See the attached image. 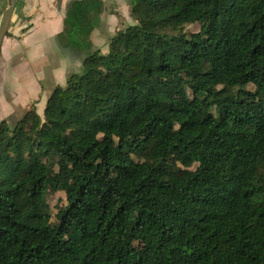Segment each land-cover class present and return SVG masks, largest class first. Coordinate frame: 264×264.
Returning a JSON list of instances; mask_svg holds the SVG:
<instances>
[{"label":"trees","instance_id":"trees-1","mask_svg":"<svg viewBox=\"0 0 264 264\" xmlns=\"http://www.w3.org/2000/svg\"><path fill=\"white\" fill-rule=\"evenodd\" d=\"M126 1L101 52L72 0L79 71L0 122V264H264V0Z\"/></svg>","mask_w":264,"mask_h":264},{"label":"crops","instance_id":"crops-1","mask_svg":"<svg viewBox=\"0 0 264 264\" xmlns=\"http://www.w3.org/2000/svg\"><path fill=\"white\" fill-rule=\"evenodd\" d=\"M71 1L17 0L0 45V122L31 105L42 114L53 89L79 71L83 55L71 50L63 39V19ZM101 2L103 7L90 39L95 48L105 52L108 39L118 29V17L109 13V7L121 11L126 24L132 21L126 0ZM6 4L7 0H0V20ZM110 25L115 27L108 32L106 26ZM106 33L105 43L102 37Z\"/></svg>","mask_w":264,"mask_h":264},{"label":"rangeland","instance_id":"rangeland-1","mask_svg":"<svg viewBox=\"0 0 264 264\" xmlns=\"http://www.w3.org/2000/svg\"><path fill=\"white\" fill-rule=\"evenodd\" d=\"M119 12L121 13V11H117V9H115L113 7H111V6L109 7V13H114L115 15H118L121 18L122 16L120 15ZM126 23L127 22H125V19H122L120 22H119V20H117L115 26H116V28H119L122 24H126ZM115 26H113V27H115ZM113 27L111 25L109 27L106 26L108 32L109 31L111 32V30H112ZM198 29H199V26L197 24L188 25V26H186L184 28V30L186 32H188V33L197 32ZM106 39H108L107 38V33L102 37V42H105L106 43L107 42ZM22 112H20L19 114H21ZM100 137L105 138V139L113 142L114 144L119 141V138L117 137L116 133L115 132H111V131L98 134L97 135V138H100ZM167 163H170V162H167ZM68 199H69V194H68L67 191L60 190V191H56V192H49L46 195L47 208H46V211H45V215H44L43 222L45 223L49 218L52 221L54 214L57 212V210L59 208L63 207L66 204V201Z\"/></svg>","mask_w":264,"mask_h":264},{"label":"water","instance_id":"water-1","mask_svg":"<svg viewBox=\"0 0 264 264\" xmlns=\"http://www.w3.org/2000/svg\"><path fill=\"white\" fill-rule=\"evenodd\" d=\"M16 3H17V0H7L6 7L2 13L1 20H0V45L8 30L11 17H12V13L14 11Z\"/></svg>","mask_w":264,"mask_h":264}]
</instances>
